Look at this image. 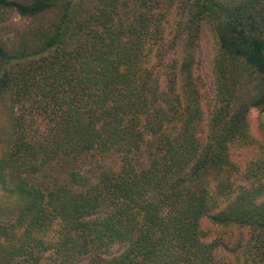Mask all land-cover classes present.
I'll return each instance as SVG.
<instances>
[{
    "label": "trees",
    "instance_id": "16d2710c",
    "mask_svg": "<svg viewBox=\"0 0 264 264\" xmlns=\"http://www.w3.org/2000/svg\"><path fill=\"white\" fill-rule=\"evenodd\" d=\"M8 10L36 22L0 41V264H264V0Z\"/></svg>",
    "mask_w": 264,
    "mask_h": 264
},
{
    "label": "rangeland",
    "instance_id": "374dc122",
    "mask_svg": "<svg viewBox=\"0 0 264 264\" xmlns=\"http://www.w3.org/2000/svg\"><path fill=\"white\" fill-rule=\"evenodd\" d=\"M170 15H174V9H172ZM5 17L6 19L0 20V41H7V43H12L18 38L19 35H21L23 31L27 29L28 26L33 25L36 22V19L33 20L31 18H23L13 10L6 11ZM198 42L199 63L197 66V73L204 82V87H206L207 91H210L213 58L216 54L217 45L213 37L212 27L211 25L207 24L205 20L201 21L199 27ZM248 117L252 129H255L258 119L260 118L264 120V113L261 112L259 108L252 107ZM2 119L5 120V116L3 114L0 115V120ZM232 153L243 168L246 158L250 156V153L239 152V150L236 148L232 149ZM203 222L208 225L207 220H204Z\"/></svg>",
    "mask_w": 264,
    "mask_h": 264
}]
</instances>
